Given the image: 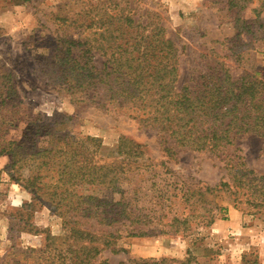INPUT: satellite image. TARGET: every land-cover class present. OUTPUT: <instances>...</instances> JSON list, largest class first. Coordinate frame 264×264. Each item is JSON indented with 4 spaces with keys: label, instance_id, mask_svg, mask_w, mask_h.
I'll list each match as a JSON object with an SVG mask.
<instances>
[{
    "label": "trees",
    "instance_id": "obj_1",
    "mask_svg": "<svg viewBox=\"0 0 264 264\" xmlns=\"http://www.w3.org/2000/svg\"><path fill=\"white\" fill-rule=\"evenodd\" d=\"M235 5L229 1V9ZM135 6L134 0L123 9H118L119 4L82 1L78 15L58 13L65 28L52 44L55 54L48 61L52 82L75 104L91 96L88 101L102 108L112 105L106 113H123L139 128L156 132L168 156L188 150L217 157L224 163L225 174L214 187L195 185L184 190V186L180 194L174 192L167 198V190L158 188L151 206L140 208L127 197L125 184L129 174L139 175L144 169L139 160H129L138 151L145 155L144 144L123 139L110 150L118 158L106 162L99 154L104 148L99 139L81 140L65 132L67 122L77 115L45 117L40 113L17 139L6 140L5 128H19L22 113L15 104L2 109L10 95L0 89V156L11 157L9 170L16 182L33 193L34 199L47 203L61 217L65 231L62 238L29 254L12 249L5 264H107L99 258L105 250L121 251L116 239L147 236L144 229L155 222L176 233L189 230L192 220L212 222L210 205L219 193H229L237 203L241 191L253 187V202L264 205V178L254 175L249 180L252 171L235 153L227 154L246 135L264 143V78L259 71L233 78L221 60L222 50L213 48L200 55L199 73L180 86L181 50L159 15L135 19ZM73 27L80 29L75 40L67 34ZM253 35L261 36V30H253ZM96 53L104 57L101 68L94 63ZM127 191L135 196L142 189ZM163 199L180 200L188 210L171 214ZM52 251L54 256L49 255Z\"/></svg>",
    "mask_w": 264,
    "mask_h": 264
},
{
    "label": "rangeland",
    "instance_id": "obj_2",
    "mask_svg": "<svg viewBox=\"0 0 264 264\" xmlns=\"http://www.w3.org/2000/svg\"><path fill=\"white\" fill-rule=\"evenodd\" d=\"M82 1L119 4L118 9H123L127 1L133 0H0V89L9 91L10 95L2 109L15 104L22 113L20 127L7 126L4 139H17L38 113L45 117L77 115L78 118L67 122L65 132L81 140L99 139L104 146L99 154L106 162L118 158L110 150L123 139L145 145V155L138 151L128 158L132 162L139 160L144 169L139 175L129 174L125 184L127 197L136 200L140 208L151 206L152 195L158 194V188L167 190L164 193L167 198L174 192L180 194L179 189L184 186L185 190L195 185H217L225 174L224 163L217 157L188 150L168 156L156 132L139 128L123 113H106L107 108L113 109L112 105L107 103L102 108L88 101L91 96L75 104L52 82L54 75L48 64L55 54L52 44L64 34L65 28L58 13L78 15ZM134 1L135 19L143 21L149 14L159 15L169 37L181 50L180 86L199 73L200 55L213 48L222 50L221 60L233 78L254 71L264 78V6H261L264 0L262 3L234 0L236 5L231 9L230 0ZM253 30H261L262 35L255 38ZM79 31L71 28L67 32L69 39H77ZM94 63L101 68L104 57L96 53ZM234 153L252 171L249 180L254 175L264 178L261 139L253 135L237 139L227 151ZM11 161L10 156H0V264L10 260L7 255L12 249L29 254L31 249H43L65 233L61 217L16 182L15 173L9 170ZM138 188L142 191H137L135 196L127 191ZM234 198L229 193H219L210 205L214 215L210 223L204 218L198 219L200 223L192 220L189 230L176 233L155 222L144 229L147 236L116 239L121 251L105 250L99 259L107 264H264V205L253 202V187L246 186L237 203ZM136 201L132 202L136 204ZM161 202L166 209L171 208V214L188 210L180 200ZM57 244L61 249L60 240ZM55 254L52 251L49 255Z\"/></svg>",
    "mask_w": 264,
    "mask_h": 264
}]
</instances>
